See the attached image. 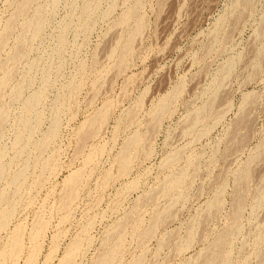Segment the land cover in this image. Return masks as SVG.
Listing matches in <instances>:
<instances>
[{"label":"rangeland","instance_id":"1","mask_svg":"<svg viewBox=\"0 0 264 264\" xmlns=\"http://www.w3.org/2000/svg\"><path fill=\"white\" fill-rule=\"evenodd\" d=\"M209 256L264 264V0H0V264Z\"/></svg>","mask_w":264,"mask_h":264},{"label":"bare ground","instance_id":"2","mask_svg":"<svg viewBox=\"0 0 264 264\" xmlns=\"http://www.w3.org/2000/svg\"><path fill=\"white\" fill-rule=\"evenodd\" d=\"M28 2V1H27ZM141 4V3H140ZM139 7V6H138ZM136 12V11H135ZM133 17H134V15H133ZM131 18V17H130ZM132 39H133V37H132ZM130 52V51H129ZM119 63V62H118ZM94 123V122H93ZM89 129V128H88ZM87 131V130H86ZM91 134V133H90ZM248 134V133H247ZM89 136V135H88ZM139 139V138H138ZM88 140V139H87ZM134 140V139H133ZM85 143V142H84ZM130 150V149H129ZM132 151V150H131ZM128 153V152H127ZM131 153V152H130ZM123 165H124V167L126 166V161H124V163H123ZM129 166V165H128ZM77 177V176H76ZM75 178V177H74ZM75 181H76V179H75ZM74 182V181H73ZM80 182V181H79ZM76 183V182H75ZM75 191H77V190H75ZM67 201V200H66ZM9 216V215H8ZM115 250V249H114ZM113 251V250H112ZM118 251V250H117ZM108 253H109V251H108ZM108 253H107V255H108ZM112 254V253H111ZM111 256V255H110ZM105 257V256H104ZM107 258V257H106ZM102 259V258H101ZM208 259V258H207ZM209 260L210 261H208L207 262V264H211L212 262H211V260L212 259H210V256H209ZM100 262H101V260H99ZM214 263V262H213ZM98 264V263H97ZM104 264V263H103ZM204 264V263H203ZM215 264V263H214Z\"/></svg>","mask_w":264,"mask_h":264}]
</instances>
